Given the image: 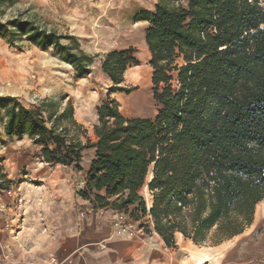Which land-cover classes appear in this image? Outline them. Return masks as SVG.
Wrapping results in <instances>:
<instances>
[{
  "label": "trees",
  "instance_id": "16d2710c",
  "mask_svg": "<svg viewBox=\"0 0 264 264\" xmlns=\"http://www.w3.org/2000/svg\"><path fill=\"white\" fill-rule=\"evenodd\" d=\"M134 20L149 23L159 105L153 119H127L107 94L97 108L98 142L88 171L81 160L92 146L71 133L80 129L71 103L60 113L50 110L49 100L25 107L0 97L5 134L28 135L45 163L84 172L97 203L116 198L117 208H132L134 220L147 214L140 195L147 185L154 230L167 246L177 233L197 245L238 237L264 201V0H159L154 11H140ZM0 36L12 46L26 41L52 50L80 76L91 72L98 56L86 54L74 36L20 18L0 25ZM135 54L133 48L113 51L103 60L102 71L117 91L131 92L121 85L139 66Z\"/></svg>",
  "mask_w": 264,
  "mask_h": 264
},
{
  "label": "crops",
  "instance_id": "0c3cea01",
  "mask_svg": "<svg viewBox=\"0 0 264 264\" xmlns=\"http://www.w3.org/2000/svg\"><path fill=\"white\" fill-rule=\"evenodd\" d=\"M87 2L96 9L104 10L123 4L138 8L139 12H152L158 4V0H87ZM104 18L101 15L97 19H66L68 33L64 35L69 34L78 40L95 39L91 40L92 44L100 42V39L103 40L105 56L113 51L130 48L135 50L136 40L139 44L145 42L148 48L146 30L149 23L147 21L134 20L135 24H131L130 29L115 28L108 33L109 35L103 34L99 38L95 29L90 27L119 25L118 22ZM92 44L82 46V50L88 55L99 57V50L91 47ZM38 51L41 54L50 52V50L41 49ZM40 56L44 62L50 58ZM51 56L53 58L52 54ZM147 58L146 61L150 63L151 54L150 58ZM102 63V60H95L91 66V74L101 80L110 81L102 71ZM64 64L68 68L65 70L69 76V84L66 85L64 98L66 102H61L60 113L65 110L68 103H71L75 123L80 129L86 131L85 135H80L79 138L77 136V140L79 139L83 145L89 140L92 146L84 150L81 160L83 171H88L96 155V148L93 146L98 142V137L94 127L99 123L97 108L101 103V95L100 93L87 95L89 84L84 80L75 89L72 82L78 74L73 66L65 62ZM6 79L12 82L10 87L4 89L1 96L17 98L25 107H29L33 102L29 97H24L26 89L14 83L19 79V75L14 71H7ZM37 96V94L34 95V97ZM3 126L4 138L2 139L13 143L15 138L7 137L5 124ZM21 138L27 148L34 152L39 150L28 135ZM11 143L6 145L9 149ZM70 170L71 173L67 175L62 170L57 173L66 175L61 180L56 174L52 181H43L42 189H40L42 194L34 196L30 191L28 192L26 198L30 202L39 203L37 208L23 212L11 211L0 215V224L4 223L3 218L11 219L7 220L4 237L0 234V264H190L189 260L192 263L195 261L194 255L198 254L197 251L191 259L184 253L190 248V243L185 242L184 236L180 233L175 235V244L167 246L156 232L151 234L137 232L136 236H132L127 231H118L115 227L119 213L116 199L108 198L106 205L97 203L96 194L88 191V180L84 172L71 168ZM75 171L77 175L73 174ZM144 189L148 192L147 185ZM98 195L105 196V193L103 191ZM19 218L22 219L21 222L18 221Z\"/></svg>",
  "mask_w": 264,
  "mask_h": 264
},
{
  "label": "rangeland",
  "instance_id": "374dc122",
  "mask_svg": "<svg viewBox=\"0 0 264 264\" xmlns=\"http://www.w3.org/2000/svg\"><path fill=\"white\" fill-rule=\"evenodd\" d=\"M101 10L91 7L87 0H0V25L10 24L14 19L20 18L24 21H33L44 29L56 30L58 33L64 34L68 33L66 32V19H97L98 16L102 15L105 17L104 19H109L108 21L119 23V25L90 27L94 28L95 33L101 38L103 34H108L115 28L120 30L124 28H127L126 30L130 29V25L135 24L133 18L139 12L138 8L123 4ZM91 40L95 39H79L81 48L82 46H88L87 44H92ZM136 42L133 44L136 50V57L140 62L139 66L132 67L126 72L124 83L121 85L123 88L131 89L129 94L117 91V88L110 81L101 80V78L93 76L91 72L81 76L75 75L72 86L76 89L83 80L88 81L89 90L86 92L87 95L100 93L102 102L107 94H110L117 101L121 113L127 119H153L158 113L159 105L153 97L152 68L146 61L147 57L150 58V53L145 42H142V44H139L138 40ZM90 46L99 50V57L96 60H102L103 62L105 58V55H103V50L105 49L104 41L100 39V42H96ZM38 50L37 47L26 41L12 46L6 39L0 36V97H6L1 96V94L4 92V89L10 87V82H12L6 79L7 71H14L19 75V79L15 80L14 83L26 89L24 97H29L30 101L33 102L30 103L29 107H40L45 100H49L52 106L50 110L53 111L54 108L60 110L61 102H66L64 101L65 89H67L66 85L69 84V76L65 69L68 68H66L64 61L52 50H50V54H41ZM40 55L50 58L44 62ZM36 94L38 96L34 97ZM133 99L134 101L137 100V104L124 105V101L131 103ZM24 102L27 103L26 101ZM6 120V109L1 107L0 215L11 211L23 212L31 208H37L39 203L30 202L26 198L28 192L30 191L34 196L42 194L40 189H42L41 185L43 181H52L53 177H56V174L60 170L66 175L67 173H71L70 168L52 166L45 163L41 158V148L39 147V150L35 152L32 151L30 148H27V145H24L21 137L15 138L13 143L10 140L5 142L2 139L4 138L2 129ZM71 129V133L75 134L76 138L83 135V131L80 129L75 127ZM10 143L12 145L9 149L6 145ZM73 174L77 175L76 171ZM66 175L57 174L60 180ZM151 177L152 174L149 175L148 181ZM140 195L145 199L147 206L153 203V197L149 190L147 192L143 188L140 191ZM116 205H121V203L116 202ZM119 208L121 207L119 206ZM119 208V212H126V208ZM129 209L131 210L132 208ZM130 210L128 211L129 213H126L131 217ZM7 220L11 219L3 218L4 223L0 224L2 228L0 229V234H3V237L7 230ZM141 220L134 221L139 222ZM18 221L21 222L22 219L19 218ZM141 223L143 224L144 221H141ZM262 238H264V201L257 206L253 223L243 234L219 245H214L210 242L197 245L192 240L184 237V241L190 243V248L185 250L184 253L191 259L195 251H197L198 254L194 255L196 257L195 261L192 263L189 260L190 264H196L197 260L204 256L209 257V264H236L235 252L238 249L261 248L259 242ZM251 252L253 254H257L258 252V255L264 257V250L257 252L256 250H251Z\"/></svg>",
  "mask_w": 264,
  "mask_h": 264
},
{
  "label": "built area",
  "instance_id": "2783aa9c",
  "mask_svg": "<svg viewBox=\"0 0 264 264\" xmlns=\"http://www.w3.org/2000/svg\"><path fill=\"white\" fill-rule=\"evenodd\" d=\"M151 207H149V205L147 206V214L141 218V221H144L143 224L141 221H134L126 212H119L117 222L115 223L116 229H118V231H127L132 236H136L137 232H154V221L150 215Z\"/></svg>",
  "mask_w": 264,
  "mask_h": 264
},
{
  "label": "bare ground",
  "instance_id": "6f19581e",
  "mask_svg": "<svg viewBox=\"0 0 264 264\" xmlns=\"http://www.w3.org/2000/svg\"><path fill=\"white\" fill-rule=\"evenodd\" d=\"M134 98V96H133ZM133 105V104H137V100L131 101V103H129L128 101H124V105ZM258 246V245H257ZM259 246L261 248L259 249H255V248H246L245 250H237L235 252V261L236 264H264V257L258 255L257 251H261L264 250V238H262V240H260L259 242ZM250 249V250H249ZM251 250H256L257 254H253V252H251ZM210 259L207 256L201 257L197 260L196 264H209Z\"/></svg>",
  "mask_w": 264,
  "mask_h": 264
},
{
  "label": "water",
  "instance_id": "95a60500",
  "mask_svg": "<svg viewBox=\"0 0 264 264\" xmlns=\"http://www.w3.org/2000/svg\"><path fill=\"white\" fill-rule=\"evenodd\" d=\"M152 179H153V175H152V177L150 178L149 182H151Z\"/></svg>",
  "mask_w": 264,
  "mask_h": 264
}]
</instances>
